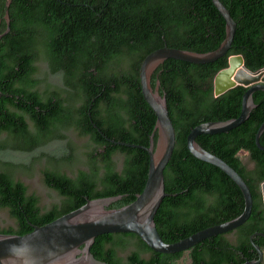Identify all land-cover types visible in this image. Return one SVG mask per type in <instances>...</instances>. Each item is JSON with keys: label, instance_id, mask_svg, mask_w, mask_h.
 <instances>
[{"label": "trees", "instance_id": "16d2710c", "mask_svg": "<svg viewBox=\"0 0 264 264\" xmlns=\"http://www.w3.org/2000/svg\"><path fill=\"white\" fill-rule=\"evenodd\" d=\"M236 23L225 56L195 65L173 59L151 76L159 82L175 132L172 156L164 169L167 197L155 226L165 243L239 216L242 194L216 167L195 159L186 137L199 124L235 119L248 88L237 86L215 97L214 76L240 55L251 72L264 68V0H219ZM8 10L9 24L5 19ZM0 209L13 226L0 234L24 235L93 200L120 197L107 209L134 201L146 182L148 154L116 142L149 146L156 118L144 101L139 68L151 52L167 46L195 53L216 50L225 22L211 0H0ZM43 67V69H42ZM255 107L239 127L201 135L196 143L233 168L252 195L249 219L236 230L208 238L187 251L161 254L130 233L95 238L91 254L106 264H243L257 259L250 237L264 233V151L255 134L264 121V92L252 95ZM95 125L97 128H95ZM72 130L84 140L79 150L66 143ZM57 142L53 151L47 147ZM65 142V143H64ZM264 147V132L259 138ZM78 151H80L78 153ZM243 152L251 162L243 163ZM28 154V164L10 157ZM44 160V185L57 196L48 207L16 179ZM233 236V241L228 236ZM252 242L263 253L264 237ZM181 262V263H180Z\"/></svg>", "mask_w": 264, "mask_h": 264}, {"label": "water", "instance_id": "95a60500", "mask_svg": "<svg viewBox=\"0 0 264 264\" xmlns=\"http://www.w3.org/2000/svg\"><path fill=\"white\" fill-rule=\"evenodd\" d=\"M213 6L225 22V38L219 47L207 53H195L186 50L163 46L147 55L139 68L140 90L144 101L153 111L156 123L154 135L150 136L149 146L116 142L106 138L112 144L142 149L148 154V172L142 191L135 196L134 201L118 209H107L120 197H106L86 200L78 209L71 211L43 226H33L32 231L24 235L0 234V264H106L98 261L91 254V247L96 237L104 234L130 233L136 235L149 249L161 254H176L184 252L198 243L217 235L232 232L242 226L250 217L252 211V195L244 180L227 163L217 156L207 152L196 143L201 135H216L229 132L249 117L255 107L252 95L256 91L264 92V68L255 72L247 70L240 55L231 56L227 67L219 71L213 79L214 96L218 97L237 86L248 88L242 96L241 110L237 118L224 122H205L194 127L186 137V147L197 160L210 164L228 178L240 190L244 209L232 220L200 230L175 243H165L157 232L154 218L165 197L164 169L167 166L175 145V132L171 123L165 96L159 93V82L152 88L151 76L154 70L167 59L186 62L195 65L210 64L225 56L230 49L236 23L229 11L219 0H211ZM11 0H6L9 8ZM9 24L8 10L5 12ZM9 31L0 34V39ZM0 97L10 98L12 95L0 91ZM97 128L95 125H93ZM264 132V121L255 134L256 147L264 151L259 138ZM260 194L264 204V182L260 185ZM264 237L257 232L250 237L257 259L243 264H260L263 253L252 242L253 236Z\"/></svg>", "mask_w": 264, "mask_h": 264}, {"label": "rangeland", "instance_id": "374dc122", "mask_svg": "<svg viewBox=\"0 0 264 264\" xmlns=\"http://www.w3.org/2000/svg\"><path fill=\"white\" fill-rule=\"evenodd\" d=\"M43 69V67H42ZM67 140L66 143H71L72 146L77 148L81 147L84 143V140L79 138L77 134L69 130L66 132ZM4 136H0V142L3 141ZM64 142V143H65ZM59 145L57 142L52 143L46 149L47 151H53L55 147ZM80 151H78L79 153ZM247 155L243 152L240 153V157L243 160ZM30 156L28 154H17L10 157V160L14 163H23L28 164L30 161ZM46 166V162L41 160L34 164L32 171L28 173L27 171L16 172V179L23 182L28 189L29 194H35L40 199V205L42 207H48L51 203L56 201V194L49 190L43 183V176L41 170ZM14 220L9 216L7 210L0 209V227L13 226ZM228 239L233 241V236H228ZM181 263V262H180Z\"/></svg>", "mask_w": 264, "mask_h": 264}, {"label": "flooded vegetation", "instance_id": "af4514ba", "mask_svg": "<svg viewBox=\"0 0 264 264\" xmlns=\"http://www.w3.org/2000/svg\"><path fill=\"white\" fill-rule=\"evenodd\" d=\"M245 160H243V163H245L249 168L251 167V162L249 161V159L247 158V156L244 158Z\"/></svg>", "mask_w": 264, "mask_h": 264}]
</instances>
